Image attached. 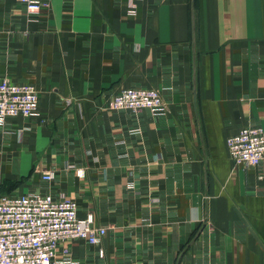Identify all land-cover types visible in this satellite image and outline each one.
<instances>
[{
    "label": "crops",
    "instance_id": "0c3cea01",
    "mask_svg": "<svg viewBox=\"0 0 264 264\" xmlns=\"http://www.w3.org/2000/svg\"><path fill=\"white\" fill-rule=\"evenodd\" d=\"M0 78L39 92L37 116L0 126V196L93 213L105 257L69 242L78 264H264V161L226 145L264 128V0H50L36 20L0 0ZM130 87L166 115L109 110Z\"/></svg>",
    "mask_w": 264,
    "mask_h": 264
},
{
    "label": "built area",
    "instance_id": "2783aa9c",
    "mask_svg": "<svg viewBox=\"0 0 264 264\" xmlns=\"http://www.w3.org/2000/svg\"><path fill=\"white\" fill-rule=\"evenodd\" d=\"M50 0H20L29 20H36ZM132 14L136 11L132 10ZM67 105L72 104L66 100ZM39 92L35 85L15 83L0 78V126L8 120L38 115ZM114 112L127 111L134 115L149 111L153 116H165L166 105L159 92L145 87L124 88L108 105ZM142 135L141 128L129 131ZM230 158L236 166L258 167L264 161V128L249 125L230 136L226 142ZM84 171L77 175L82 178ZM42 179L53 182L56 171L43 174ZM133 184L130 188H133ZM108 230L96 225L93 213L79 214L75 200L55 198L52 194H4L0 196V264H78L69 242L83 240L99 248Z\"/></svg>",
    "mask_w": 264,
    "mask_h": 264
}]
</instances>
